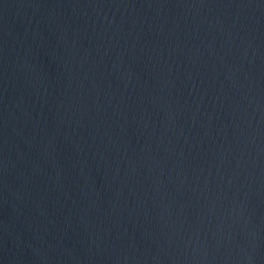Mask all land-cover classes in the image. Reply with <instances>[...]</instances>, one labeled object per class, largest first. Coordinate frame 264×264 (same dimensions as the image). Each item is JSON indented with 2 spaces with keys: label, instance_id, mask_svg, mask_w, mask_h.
<instances>
[{
  "label": "water",
  "instance_id": "obj_1",
  "mask_svg": "<svg viewBox=\"0 0 264 264\" xmlns=\"http://www.w3.org/2000/svg\"><path fill=\"white\" fill-rule=\"evenodd\" d=\"M0 264H264V0H0Z\"/></svg>",
  "mask_w": 264,
  "mask_h": 264
}]
</instances>
